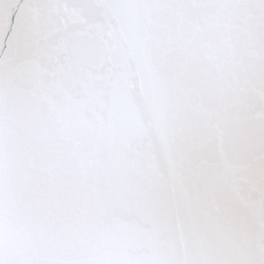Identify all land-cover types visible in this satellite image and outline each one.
<instances>
[{
  "label": "snow or ice",
  "instance_id": "1",
  "mask_svg": "<svg viewBox=\"0 0 264 264\" xmlns=\"http://www.w3.org/2000/svg\"><path fill=\"white\" fill-rule=\"evenodd\" d=\"M0 264H264V0H0Z\"/></svg>",
  "mask_w": 264,
  "mask_h": 264
}]
</instances>
